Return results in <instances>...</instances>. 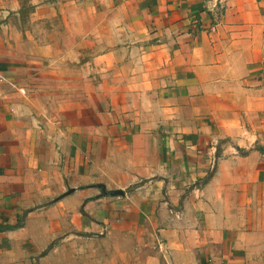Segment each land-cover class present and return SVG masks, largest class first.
<instances>
[{"label":"crops","instance_id":"obj_1","mask_svg":"<svg viewBox=\"0 0 264 264\" xmlns=\"http://www.w3.org/2000/svg\"><path fill=\"white\" fill-rule=\"evenodd\" d=\"M0 264H264V0H0Z\"/></svg>","mask_w":264,"mask_h":264},{"label":"water","instance_id":"obj_2","mask_svg":"<svg viewBox=\"0 0 264 264\" xmlns=\"http://www.w3.org/2000/svg\"><path fill=\"white\" fill-rule=\"evenodd\" d=\"M93 188H96L99 190V196L100 197H119V196H124V192L121 190H115V191H107L106 188L101 185H93ZM73 192V189H70L67 191L66 195L70 194Z\"/></svg>","mask_w":264,"mask_h":264}]
</instances>
